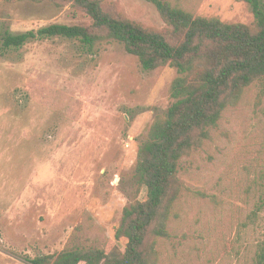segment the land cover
I'll list each match as a JSON object with an SVG mask.
<instances>
[{
	"label": "rangeland",
	"instance_id": "374dc122",
	"mask_svg": "<svg viewBox=\"0 0 264 264\" xmlns=\"http://www.w3.org/2000/svg\"><path fill=\"white\" fill-rule=\"evenodd\" d=\"M193 16L252 26L243 0H169ZM264 8V0H258ZM104 8L169 35L146 0ZM70 4L0 0V38L70 24ZM80 13V12H79ZM81 14V13H80ZM177 72L145 71L123 46L62 38L0 55V264H31L64 249L124 239L122 211L143 201L138 148L169 106ZM202 148L184 158V190L159 240L157 264H258L264 246V81L226 110Z\"/></svg>",
	"mask_w": 264,
	"mask_h": 264
},
{
	"label": "trees",
	"instance_id": "16d2710c",
	"mask_svg": "<svg viewBox=\"0 0 264 264\" xmlns=\"http://www.w3.org/2000/svg\"><path fill=\"white\" fill-rule=\"evenodd\" d=\"M5 1L65 3L74 12L70 24H51L15 35L5 32L0 38V55L32 40L62 38L87 47L106 40L122 45L145 71L169 67L177 72L168 92L171 105L163 116L153 119L147 141L137 151L135 174L145 199H136L122 211L115 239L125 240L123 251L115 244L70 248L30 261L157 264L158 241L169 238L167 227L184 190L178 177L181 161L202 148L210 129L226 110L240 103L249 87L264 81V8L258 0H243L254 17L252 26H247L193 16L169 0H146L169 27L165 35L112 15L102 0ZM257 263L264 264V246L258 250Z\"/></svg>",
	"mask_w": 264,
	"mask_h": 264
}]
</instances>
